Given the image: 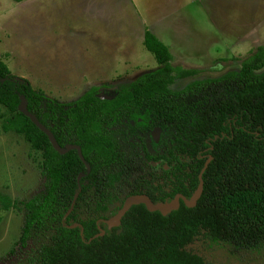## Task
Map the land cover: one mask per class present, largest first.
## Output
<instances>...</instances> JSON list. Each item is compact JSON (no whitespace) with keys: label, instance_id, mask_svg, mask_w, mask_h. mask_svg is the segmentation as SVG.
Returning <instances> with one entry per match:
<instances>
[{"label":"trees","instance_id":"trees-1","mask_svg":"<svg viewBox=\"0 0 264 264\" xmlns=\"http://www.w3.org/2000/svg\"><path fill=\"white\" fill-rule=\"evenodd\" d=\"M143 45L157 68L109 98L91 86L59 102L0 60L1 129L22 135L40 156L36 190L0 196L4 209L22 215L20 235L0 264H215L194 247L208 255L220 247L228 263L264 264V44L241 60L239 71L180 89L173 86L197 70L173 65L168 47L149 30ZM22 99L60 147H80L88 173L75 149L59 154L18 110ZM154 127L166 133L157 150L148 142ZM208 158L194 207L180 200L162 215L139 204L118 226L103 222L131 195L153 203L190 198Z\"/></svg>","mask_w":264,"mask_h":264},{"label":"rangeland","instance_id":"rangeland-1","mask_svg":"<svg viewBox=\"0 0 264 264\" xmlns=\"http://www.w3.org/2000/svg\"><path fill=\"white\" fill-rule=\"evenodd\" d=\"M31 4L19 7L13 0H0V60L13 75L59 102L73 101L91 86H99V96L109 98L156 69L153 55L143 45L146 30L168 47L173 65L197 70L174 89L239 71L241 60L264 44V0H37L35 6ZM50 32L60 39L48 44ZM39 36L41 43L33 40ZM217 95H224L221 86ZM39 163V154L24 137L3 132L0 120V196L12 200L31 195L40 183ZM21 225L22 215L12 207L4 209L0 202V258L19 237ZM213 250L208 257L215 264H235L225 260L224 249Z\"/></svg>","mask_w":264,"mask_h":264},{"label":"water","instance_id":"water-1","mask_svg":"<svg viewBox=\"0 0 264 264\" xmlns=\"http://www.w3.org/2000/svg\"><path fill=\"white\" fill-rule=\"evenodd\" d=\"M18 110L23 115L28 117L30 119V121L48 137V140L51 143L53 149H55L59 154H65L67 151L75 149L78 153L80 160L84 163V165L86 167V172L88 173L90 171L89 166L85 163V160L81 154L80 147L77 145H66L63 148L60 147L58 145V143L56 142L54 135L51 133V131L49 129H47L43 124H41L38 121V119L36 118V116H34L32 113H30L28 111L27 106H26V101L24 99L21 100V103L19 105ZM158 131H159V129H156V132H158ZM210 159L211 158H208V160H206L203 168L200 170V173L198 175L199 183H198L196 189L194 190V192L190 198L187 199L186 197H184L181 194H176L174 196V198L171 199L170 201L153 203L151 201V199L145 194L131 195L124 200L122 207L117 211V213L114 216H112L111 218H109L107 220H103V222L108 226V228L116 227L120 224L122 217L130 209V207L133 205H139V204H143L145 206V208L150 212L158 211L162 215H166V214L170 213L171 211L177 210L179 208V205H180V200L183 201V203L186 207H188V208L194 207L196 205L198 199L200 198L201 194H202V191H203L202 175H203V172L205 171L207 165L209 164ZM82 176H83L82 173H80L78 175V177H77L78 183H79V179ZM76 198H77V194H74L71 206L68 209V211L66 212V214L64 215L63 219H65L69 215V213L71 212ZM68 227H70V228L76 227V224H74L72 226H68ZM102 234H103V232L95 235L94 237H97L98 235H102Z\"/></svg>","mask_w":264,"mask_h":264},{"label":"flooded vegetation","instance_id":"flooded-vegetation-1","mask_svg":"<svg viewBox=\"0 0 264 264\" xmlns=\"http://www.w3.org/2000/svg\"><path fill=\"white\" fill-rule=\"evenodd\" d=\"M156 129H159V131L156 132ZM163 134L166 135L165 131H163L160 127H154L150 131L148 142H149V147H150L151 150H157L158 149V144H159V142H160L161 137H162ZM192 250L195 253H200L201 252L200 255H201V257L203 259H205V260H208L209 259L208 254H203V252H202L203 249H199L197 247H194Z\"/></svg>","mask_w":264,"mask_h":264},{"label":"crops","instance_id":"crops-1","mask_svg":"<svg viewBox=\"0 0 264 264\" xmlns=\"http://www.w3.org/2000/svg\"><path fill=\"white\" fill-rule=\"evenodd\" d=\"M36 1L37 0H24V1H21V2H16V4L19 6V7H25V5L28 3H32L31 5H33V6H35V4H36ZM36 7H34V9H35ZM83 11V10H82ZM59 23H61V22H59ZM65 25L66 24H64V26H63V28H64V30H67V29H65ZM67 26V25H66ZM51 27V26H50ZM52 28V27H51ZM46 29H48V28H46ZM69 31H71V28H69ZM72 35H73V33H72V31H71V33L69 34V37H72ZM49 39H44V41L46 40V42H48V44H52V41H56V40H59L60 39V35H57V33H52V32H50L49 33ZM33 38V37H32ZM42 38L39 36V38H36V37H34L33 38V40L36 42V41H39V43H41V41H43V40H41ZM46 42L44 43V44H46ZM60 42H61V40H60ZM60 42H56L55 43V45H57V44H59ZM43 44V43H42ZM48 44H46V45H48ZM41 46H43V45H41Z\"/></svg>","mask_w":264,"mask_h":264}]
</instances>
